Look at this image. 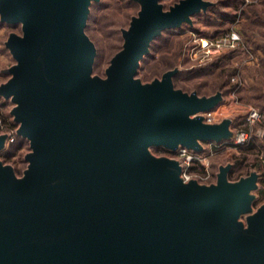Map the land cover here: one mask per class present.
<instances>
[{"label": "water", "instance_id": "obj_1", "mask_svg": "<svg viewBox=\"0 0 264 264\" xmlns=\"http://www.w3.org/2000/svg\"><path fill=\"white\" fill-rule=\"evenodd\" d=\"M91 1L0 0V21L20 25L5 40L15 63L0 95L30 147L20 177L0 161V264H264L256 173L228 181L229 164L214 182L183 181L178 160L148 149L231 138L230 119L201 114L220 92L175 88V70L135 77L153 37L211 2L136 0L101 78L84 31Z\"/></svg>", "mask_w": 264, "mask_h": 264}, {"label": "rangeland", "instance_id": "obj_2", "mask_svg": "<svg viewBox=\"0 0 264 264\" xmlns=\"http://www.w3.org/2000/svg\"><path fill=\"white\" fill-rule=\"evenodd\" d=\"M173 1L160 0V3L163 9H167ZM208 1L214 2L215 6L205 13L191 16V24L184 22L180 29L163 32L152 44L151 55L143 56L139 61L135 77L139 78L141 83H147L159 78L167 65L177 63L181 71L173 79L174 86L187 93L196 91L199 95H208L217 89L222 90L224 93L222 100L216 105H219V114L215 121L230 119L229 129L232 135L236 127L243 126L246 108H257L261 112V120L250 127V139L264 138L261 127L264 113V0ZM138 10L139 5L132 0H98L92 3L85 29L96 48L91 76L97 75L101 78L106 76L105 70L110 58L122 46V30L129 26L132 17L137 16ZM11 32L19 34L20 25L18 23L0 25V69L15 63L9 50L2 49L3 42ZM231 32L239 36L233 46L217 47L214 44L202 47L204 40L216 42ZM234 48L238 49L224 57L220 65H213L220 60L219 58L215 60L216 56ZM211 62L214 63L209 66ZM9 76L0 73V84ZM14 105L10 99L4 101L3 96L0 97V134H13L16 142L18 123L11 113ZM12 123H15L14 126ZM10 126L14 128L13 132ZM232 135L231 138L218 142H201L203 148H207L209 142L215 144V149H212L215 150L213 155L208 157L211 172L217 174L220 165L236 164L227 178L228 181H235L239 175H245L252 170L262 154L257 148L242 150L240 146H234L230 143ZM148 149L154 155L175 158L174 152L165 151L161 147L150 146ZM29 151V141L26 139L7 156L4 155L5 151L0 150V161L9 164L16 177H20L27 166L25 156ZM198 166L199 164H195L193 169L197 170ZM211 179L214 182L216 175ZM252 194L254 201L251 203V210L254 212L264 204V200L259 198L257 191H253ZM248 214L249 212L240 213L238 220L245 224Z\"/></svg>", "mask_w": 264, "mask_h": 264}, {"label": "built area", "instance_id": "obj_3", "mask_svg": "<svg viewBox=\"0 0 264 264\" xmlns=\"http://www.w3.org/2000/svg\"><path fill=\"white\" fill-rule=\"evenodd\" d=\"M238 39L239 36L235 32L226 33L224 37H222V39L216 40V42H207L206 40H204L202 43V47L214 44L217 47L226 45L233 46L234 42H237ZM218 110L219 105L207 111L201 112V114L206 122H216L215 120L219 114ZM260 120L261 112L257 108L247 107L245 110L244 124L243 126H238L235 128L234 135L230 143L234 146H242L246 144L249 141L251 135L250 127ZM14 139L15 136L13 134H9L4 141L1 151L6 150L9 145L14 142ZM214 147L215 144L209 142L207 148H203V150L201 151H195L184 146H178L175 150H164L171 153L174 152L175 159L178 160L181 166L180 177L183 181L195 179L200 183L208 184L212 182V176L208 164V157L213 155V151L215 150L212 149H215ZM195 164H200L203 167V171L193 169L192 166Z\"/></svg>", "mask_w": 264, "mask_h": 264}, {"label": "trees", "instance_id": "obj_4", "mask_svg": "<svg viewBox=\"0 0 264 264\" xmlns=\"http://www.w3.org/2000/svg\"><path fill=\"white\" fill-rule=\"evenodd\" d=\"M96 1H98V0H92L91 2H90V4H89V12H88V17H87V21H88V19H89V15H90V7H91V5H92V3H94V2H96ZM132 1H134L135 3H137L138 5H139V3L136 1V0H132ZM177 1H179V0H174L171 4H173V3H175V2H177ZM170 4V5H171ZM213 6H215V3L214 2H211L207 7H206V9L205 10H200V11H198V12H195V13H193L191 16H195L196 14H198V13H205V12H207V10H210ZM192 19V18H191ZM87 21H86V25H87ZM191 23H192V21H191ZM191 23H187V24H191ZM0 25H13L12 23H7V22H2V21H0ZM86 25H85V28H84V31H85V29H86ZM182 26V24L179 26V27H175V28H168V29H164V30H162L161 32H160V34H158V35H156L155 37H153L151 40H150V42H149V53L148 54H146V55H144V56H149V55H151V46H152V44L163 34V32H167V31H171V30H177V29H180V27ZM86 33V32H85ZM242 44V43H241ZM2 49H7V47L5 46V41L3 42V45H2ZM236 49H238V48H236ZM235 48L234 49H229V50H227V52H222V54H220V55H218V56H216L217 58H215V60H217L218 58L220 59V60H217L215 63L214 62H211L210 63V65L209 66H211V64H213V65H215V66H218V65H220V63H221V60L223 59L224 60V57L226 58V56L227 55H231L232 54V51H234V50H236ZM8 50V49H7ZM179 51V50H178ZM180 51H181V54H182V48L180 49ZM172 54V53H171ZM169 57H172V56H169ZM173 62L175 61V59L173 58V60H172ZM171 61V62H172ZM208 63V62H207ZM209 64V63H208ZM168 70H175L174 71V73L171 75V78H172V82H173V79L174 78H176L177 77V75H178V73L181 71V69H180V67L179 66H177V63H172V64H170V65H167V68L163 71V73L164 72H166V71H168ZM0 73H5L6 75H10V72H9V67H5V68H1L0 69ZM161 76V75H160ZM173 86H174V83H173ZM175 88H179V87H176V86H174ZM179 89H181V88H179ZM181 90H183V89H181ZM184 91V90H183ZM196 92V91H195ZM216 92H220L221 93V95H223V91L222 90H220V89H217V90H215L213 93H211V94H214V93H216ZM196 94L197 95H199L197 92H196ZM211 94H208V95H211ZM208 95H206V96H208ZM199 96H203V95H199ZM0 97H2L1 95H0ZM223 97V96H222ZM3 99H4V101H7L8 100V98H4L3 97ZM222 100V99H221ZM3 103V102H2ZM14 124L15 123H12L11 125L12 126H14ZM261 127H262V130H263V132H264V113H263V118H262V121H261ZM10 128H11V131L13 132V129H12V127L10 126ZM6 134V138H7V136L10 134V133H5ZM234 135V134H233ZM233 135H232V137H233ZM251 136V135H250ZM16 142H13V143H16L17 145L20 143V142H25L26 141V138L24 137V136H22V135H19V134H17V132H16ZM5 138V139H6ZM13 143H11L10 145H9V147L6 149V150H4L5 152H4V155H8V154H10L12 151H13V149L17 146L16 144L14 145ZM239 148H241L242 150L243 149H245V150H248V149H254V148H257V151H259L260 150V153H262L261 154V157L260 158H258V160H257V164H255L254 165V167L252 168V170H250V171H248L245 175H239V177L237 178V179H239V178H241V177H244V176H247V175H249L250 173H252V172H254V173H256V175H257V187H256V189L254 190V191H257V193H259V198L260 199H262V200H264V187H263V182H264V138H259V139H255V140H252V139H249V141L246 143V144H244V145H242V146H240ZM193 150V149H192ZM201 150H203V147H202V149ZM200 150V151H201ZM237 161H238V159H237ZM236 165V164H235ZM235 165H234V163H230V168H229V170L227 171V178H228V176L233 172V169H234V167H235ZM194 166V165H193ZM193 166H192V168H193ZM197 170L198 171H203V167L199 164V166H198V168H197ZM210 172H211V170H210ZM216 174L214 173V172H211V176H215ZM212 178V177H211Z\"/></svg>", "mask_w": 264, "mask_h": 264}]
</instances>
